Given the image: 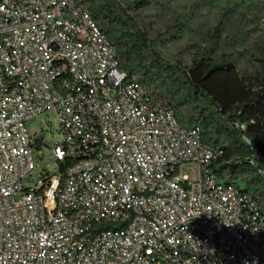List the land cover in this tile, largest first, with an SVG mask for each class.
Returning <instances> with one entry per match:
<instances>
[{
    "label": "built area",
    "instance_id": "built-area-1",
    "mask_svg": "<svg viewBox=\"0 0 264 264\" xmlns=\"http://www.w3.org/2000/svg\"><path fill=\"white\" fill-rule=\"evenodd\" d=\"M45 112L54 171L26 127ZM223 154L128 77L82 4L0 0V264H264V212L218 176Z\"/></svg>",
    "mask_w": 264,
    "mask_h": 264
},
{
    "label": "trees",
    "instance_id": "trees-1",
    "mask_svg": "<svg viewBox=\"0 0 264 264\" xmlns=\"http://www.w3.org/2000/svg\"><path fill=\"white\" fill-rule=\"evenodd\" d=\"M74 1L86 8L113 44L129 78L170 107L184 127L199 126L203 142L223 149L218 176L244 188L264 212V47L252 70H237L241 53L218 47L221 19L207 33L206 45L192 55L190 65L183 66L166 60L157 49L160 37L149 38L133 16L155 0L125 5L118 0ZM191 21L188 16L186 22ZM166 35L172 37V31Z\"/></svg>",
    "mask_w": 264,
    "mask_h": 264
},
{
    "label": "rangeland",
    "instance_id": "rangeland-1",
    "mask_svg": "<svg viewBox=\"0 0 264 264\" xmlns=\"http://www.w3.org/2000/svg\"><path fill=\"white\" fill-rule=\"evenodd\" d=\"M118 1L125 5L134 0ZM155 1L133 16L149 38L160 37L162 43L157 49L169 62L189 66L192 55L206 45L207 33L222 19L218 47H229L230 53H241L237 70L250 71L256 66V58L261 47H264V0ZM188 16L192 18L190 23L186 22ZM177 27L182 29L177 31ZM168 30L172 31V37L166 35ZM26 127L29 134L40 132L32 143L37 170H56L58 164L50 156L49 147L62 142L63 135L55 115L52 112L38 114L26 123Z\"/></svg>",
    "mask_w": 264,
    "mask_h": 264
}]
</instances>
